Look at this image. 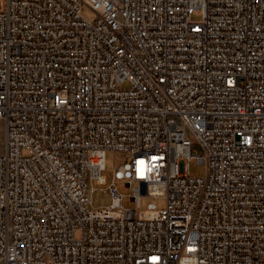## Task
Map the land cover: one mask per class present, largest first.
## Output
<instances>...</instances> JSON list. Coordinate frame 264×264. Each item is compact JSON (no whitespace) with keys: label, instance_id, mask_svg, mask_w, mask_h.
Segmentation results:
<instances>
[{"label":"built area","instance_id":"2783aa9c","mask_svg":"<svg viewBox=\"0 0 264 264\" xmlns=\"http://www.w3.org/2000/svg\"><path fill=\"white\" fill-rule=\"evenodd\" d=\"M0 119V264H264V0H5Z\"/></svg>","mask_w":264,"mask_h":264},{"label":"rangeland","instance_id":"374dc122","mask_svg":"<svg viewBox=\"0 0 264 264\" xmlns=\"http://www.w3.org/2000/svg\"><path fill=\"white\" fill-rule=\"evenodd\" d=\"M5 5V0H0V9ZM83 14L85 17L92 19L94 18V13L88 8H84ZM202 12L195 13L193 19L197 22H201ZM129 82H124L122 84L123 88L129 87ZM4 123L0 119V154L5 152L4 145ZM194 151L197 153H201V148L199 146H194ZM126 153L115 151V150H107L106 152V169L103 172L107 177V184H98L96 180H90L89 186L92 190V208H105L112 204L113 198L110 192V188H116L117 192L122 195V206L128 209H136L138 208L137 202L131 200V195L134 191V187H136V182H134L133 186L128 187L126 181L119 180L115 178L116 170L125 163ZM206 165L198 164L196 161L191 162L189 166V174L192 176H202L206 173ZM155 198L143 196L142 204L140 209H146L148 204L153 202ZM159 209L165 208V200L161 197L157 198Z\"/></svg>","mask_w":264,"mask_h":264},{"label":"snow or ice","instance_id":"6c2138e0","mask_svg":"<svg viewBox=\"0 0 264 264\" xmlns=\"http://www.w3.org/2000/svg\"><path fill=\"white\" fill-rule=\"evenodd\" d=\"M140 164H143V161H140Z\"/></svg>","mask_w":264,"mask_h":264}]
</instances>
